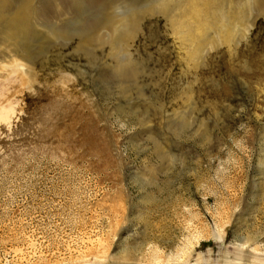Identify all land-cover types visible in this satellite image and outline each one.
<instances>
[{
  "label": "rangeland",
  "instance_id": "374dc122",
  "mask_svg": "<svg viewBox=\"0 0 264 264\" xmlns=\"http://www.w3.org/2000/svg\"><path fill=\"white\" fill-rule=\"evenodd\" d=\"M263 244L264 0H0V264Z\"/></svg>",
  "mask_w": 264,
  "mask_h": 264
},
{
  "label": "bare ground",
  "instance_id": "6f19581e",
  "mask_svg": "<svg viewBox=\"0 0 264 264\" xmlns=\"http://www.w3.org/2000/svg\"><path fill=\"white\" fill-rule=\"evenodd\" d=\"M191 2H192V4H194V2H195V0H191ZM201 3H202V0H201ZM198 5V4H197ZM194 7V6H193ZM197 12V11H196ZM21 13V12H20ZM19 13V14H20ZM200 13V12H199ZM22 14V13H21ZM199 15V14H198ZM198 15H196V16H198ZM19 16V15H18ZM19 18V17H18ZM16 21V20H15ZM225 29V28H224ZM16 65H18V64H16ZM19 65H22V63H20ZM240 220V219H239ZM240 221H242V220H240ZM236 224V223H235ZM237 226H239V224L237 225ZM235 228H236V225H235ZM234 228V229H235ZM240 230V229H239ZM236 231H237V229H236ZM236 233V232H235ZM240 233V232H239ZM238 233V234H239ZM237 235V234H236ZM241 235V234H240ZM254 235V234H253ZM252 235V236H253ZM247 236V235H246ZM245 237V236H244ZM242 239V238H241ZM252 239V238H251ZM249 237L247 238L246 237V239H245V241L243 242V243H239V244H237L238 245V247L236 248V249H238L239 251H245V250H247L248 249V247H249V240H251ZM262 239V238H261ZM251 241H253V240H251ZM251 241H250V243H251ZM262 243V242H261ZM253 245V244H252ZM264 245V244H263ZM190 247H192V245H191V243H189V245L187 246V247H185L184 249L183 248H181V251H180V253H182V254H185V253H188V252H190ZM260 247V246H259ZM154 248H156V250H157V248L159 249L160 248V246L159 245H155V247ZM153 248V249H154ZM190 249V250H189ZM160 250V249H159ZM153 251V250H152ZM155 251V250H154ZM157 252H158V250H157ZM181 254V255H182ZM189 254V253H188ZM168 255H170V260L173 258L172 257V253H167V255H165V256H168ZM184 256V255H183ZM172 257V258H171ZM165 258V257H164ZM166 259H169L168 257L166 258ZM165 259V260H166ZM196 259L197 260H200V261H203L204 260V258L203 257H201L199 254L197 255V257H196ZM167 262H169V260H167ZM201 263V262H200Z\"/></svg>",
  "mask_w": 264,
  "mask_h": 264
}]
</instances>
